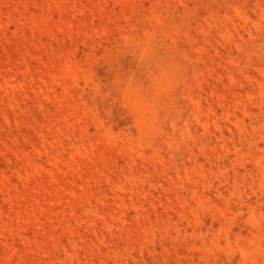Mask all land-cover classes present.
<instances>
[{
    "label": "rangeland",
    "instance_id": "1",
    "mask_svg": "<svg viewBox=\"0 0 264 264\" xmlns=\"http://www.w3.org/2000/svg\"><path fill=\"white\" fill-rule=\"evenodd\" d=\"M0 264H264V0H0Z\"/></svg>",
    "mask_w": 264,
    "mask_h": 264
}]
</instances>
